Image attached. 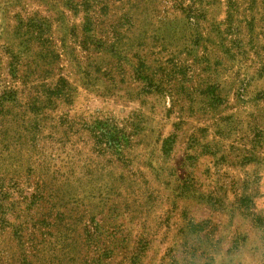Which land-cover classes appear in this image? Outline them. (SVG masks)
Segmentation results:
<instances>
[{"label":"rangeland","instance_id":"obj_1","mask_svg":"<svg viewBox=\"0 0 264 264\" xmlns=\"http://www.w3.org/2000/svg\"><path fill=\"white\" fill-rule=\"evenodd\" d=\"M0 264H264V0H0Z\"/></svg>","mask_w":264,"mask_h":264}]
</instances>
